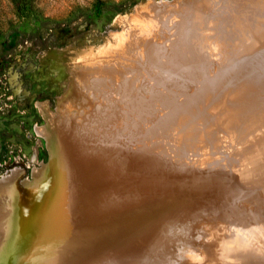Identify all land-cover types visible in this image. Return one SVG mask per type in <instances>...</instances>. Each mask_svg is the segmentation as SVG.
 I'll list each match as a JSON object with an SVG mask.
<instances>
[{
  "label": "rangeland",
  "instance_id": "obj_1",
  "mask_svg": "<svg viewBox=\"0 0 264 264\" xmlns=\"http://www.w3.org/2000/svg\"><path fill=\"white\" fill-rule=\"evenodd\" d=\"M132 42L148 56L146 63L127 71L132 77L129 89L132 82L140 88L154 78L166 79L158 68L165 63V55L192 58L181 75L167 74L162 94H143L141 117L120 94L124 88L118 81L122 75L117 64L110 65L116 70L108 68L106 74L99 66L118 59L120 67L133 62ZM263 60L264 0H0V264H19L24 258L26 263L20 264L85 260L84 264L98 255L103 244L108 245L100 257L105 262L111 258L112 264H164L159 251L147 249L152 238L146 235L157 233V221L177 219L189 210L205 224L190 236L196 243L206 242L205 233L212 224L231 234L246 233L256 241L251 245L258 247L264 237V176L252 185H238L235 180L240 158L264 146V81L249 86L257 92L253 102L259 106L246 119L256 124L242 130L250 128L243 141H233L234 134H223L220 141L210 135L211 142L220 146L213 152L206 132L227 110V93L236 91L239 78L249 68L264 71ZM82 66L92 70L99 66L102 72L97 75L101 82L106 80L91 88L90 94L79 92L82 84H91L82 75ZM111 101L122 109H116L103 134L91 138L93 159L87 162L81 150L86 127ZM62 119L75 131L70 143L66 136L61 140ZM131 119H138L137 123ZM126 126L135 128V134H129V129L126 133ZM253 140H257L255 149L246 150ZM54 152L58 181L40 202L32 193L49 184ZM63 182L73 185L67 192L65 212ZM111 192L119 197L116 204L106 201V193ZM52 200L56 202L54 217L35 215L38 201L47 207ZM20 201L27 205V213L17 220ZM46 221L55 229L51 238L38 231ZM83 229L89 233L81 235ZM16 236L23 237L27 246L19 254L11 246ZM214 236L213 232L208 238L213 243ZM197 246L194 263H188L187 255L189 259L178 264H201L208 254L204 244ZM224 246L215 248V253H223ZM71 257L77 259L72 262ZM131 257L136 263L127 261ZM239 258L225 257V261L240 264Z\"/></svg>",
  "mask_w": 264,
  "mask_h": 264
},
{
  "label": "bare ground",
  "instance_id": "obj_2",
  "mask_svg": "<svg viewBox=\"0 0 264 264\" xmlns=\"http://www.w3.org/2000/svg\"><path fill=\"white\" fill-rule=\"evenodd\" d=\"M151 23V22H150ZM149 27V26H148ZM148 32H146L147 34L149 33V30L151 31V27L150 29H147ZM146 30V31H147ZM152 33V32H151ZM153 34V33H152ZM155 34V33H154ZM140 35V34H139ZM145 36V35H144ZM138 37V35H137ZM140 37V36H139ZM138 37V38H139ZM152 37V36H151ZM134 38H136L134 36ZM146 39V38H145ZM147 39H149V37H147ZM138 40V39H136ZM141 40H143V38H141ZM150 40V39H149ZM154 40L156 41L157 39H153V43H154ZM142 42V41H141ZM152 43V44H153ZM157 43V41L155 42ZM144 44V43H143ZM150 43V45H152ZM132 45H133V42H132ZM148 45V44H147ZM156 45V44H154ZM141 46V45H140ZM132 47V46H131ZM145 47H146V43H145ZM149 47V46H147ZM142 48V47H141ZM151 48V47H150ZM139 49V46L137 44H134L133 45V51L134 53L132 54V59H133V62H129L128 64H124L123 67H120L122 65L121 62H119L120 60L118 59L117 61H108L107 62H101L99 66H101V68H104L102 69L104 71V74H106L109 69L108 68H113L115 69L114 67L110 66L112 64H117L116 66V69L119 73H121V80H118L121 84V86L124 88L122 89V96L123 98L126 100V101H129V105L131 103L132 107L131 109H134V110H137V116L136 117H141L142 116V111H143V101H144V98H143V94L148 91L149 94L153 93L154 96H158L159 94H162V91L164 92V88L162 89V86H165V82L166 80L169 79L168 75L171 74L173 76L175 75H181V72H182V68L183 67H186L189 65V63L191 62L192 58H188V55L187 54H184V57L185 59L182 60V59H179V58H176L178 56H171L169 55H165V63H161L160 65L159 64H156V66H158L159 70H161V72L163 73L164 76H166V79H157V78H154V82L148 84V83H143V85L138 88L136 85H134V82H132V88H127L128 85H130L131 83V80H132V77L131 75L129 74H126L127 71L131 70V68H134L135 65L139 64V63H146L147 61V57L145 58V56L148 54H145L143 55L140 51H137ZM144 49V48H143ZM140 50V49H139ZM127 50H125L124 52L126 53ZM143 51V50H142ZM146 51V50H144ZM237 51V50H236ZM147 52V51H146ZM124 53V54H125ZM145 53V52H144ZM148 53V52H147ZM158 57H161V54L159 52L156 53ZM120 56V55H119ZM118 57V56H117ZM150 59V58H149ZM161 61V60H160ZM119 62V63H118ZM155 63V62H153ZM264 63V60L262 61L261 64ZM97 64V63H96ZM99 66L97 67V70H92V68H87V66H82L80 68V70L82 71V75H84L85 79H89L91 81V84H82L80 86V90L79 92L81 93V95L86 91L87 93L90 94L89 90L91 88H95L96 86L98 87V85L100 83H104V82H101L103 81L101 79V77L99 78V75L97 74H100L101 75V72L102 71H98L100 68ZM146 66V64H144V67ZM245 66V65H244ZM95 67V66H94ZM142 67V66H140ZM96 68V67H95ZM93 68V69H95ZM99 68V69H98ZM137 70L139 69L138 66L136 67ZM115 69V70H116ZM135 69V68H134ZM144 69V68H143ZM101 70V69H100ZM136 70V69H135ZM145 70V69H144ZM187 70V68H186ZM98 72V73H97ZM110 72V71H109ZM112 72V71H111ZM148 71H146L147 73ZM137 73V72H135ZM134 73V74H135ZM150 74V72H149ZM168 74V75H167ZM111 75V74H110ZM110 75H109V78H110ZM145 75V74H144ZM147 75V74H146ZM153 75V74H152ZM103 76V75H102ZM108 76V74H107ZM156 76V75H155ZM163 76V77H164ZM105 77V76H104ZM112 77V76H111ZM146 79V77H143ZM143 78H142V81H143ZM173 78V77H171ZM106 79V78H105ZM112 79V78H111ZM150 79V78H149ZM148 79V80H149ZM240 79V82L241 84L238 85V88L236 89L235 92H232V91H229L226 95V98L224 101L227 102V110L225 112L222 113V115L219 117L217 123L212 127V129L210 131H207L206 132V137H208V149L210 151H216V148L220 147V146H215L211 140L209 138L210 135H215L214 139L213 140H217V141H220L222 139V136L223 134H227L229 137H232L233 134L234 136L232 137V140L233 141H243V139L248 136L247 133L249 132L250 128L248 130H244L242 131L246 126H250V124H256V122H252L251 120H246V119H249L251 118L254 113H257L258 111H256L258 109V106L259 105H256L253 101L255 100V98L257 97V92L256 91H253V89H250L249 86L251 85H258L259 83L262 84V82L264 81V71H260V70H252V69H248L247 73L245 75H243ZM84 80V79H83ZM108 80V78H107ZM147 80V81H148ZM146 81V82H147ZM152 81V80H151ZM201 81V80H200ZM86 82V81H85ZM108 82V81H107ZM139 82V81H138ZM137 82V83H138ZM150 82V81H148ZM90 83V82H89ZM110 83V82H108ZM200 83V82H199ZM118 84V82H117ZM141 84V83H140ZM105 85V84H104ZM109 85V84H108ZM114 85V84H112ZM102 86V85H101ZM111 86V84L109 85ZM115 86V85H114ZM120 86V85H119ZM135 86V87H134ZM113 87V86H112ZM111 87V88H112ZM261 87V86H260ZM83 88H86V89H83ZM116 88V87H114ZM98 90V89H97ZM132 90V91H130ZM133 90H136V91H133ZM95 91V90H94ZM97 92V91H96ZM98 94V93H96ZM95 94V95H96ZM115 94V93H114ZM94 95V97H95ZM113 95V94H112ZM90 96V95H89ZM117 97V96H116ZM121 99H123L121 96H120ZM119 99V98H118ZM123 101V100H121ZM122 103V102H121ZM120 103V104H121ZM125 103V102H124ZM127 104V105H128ZM125 105V104H124ZM128 105L129 107V110L131 111L130 109V106ZM126 107V106H125ZM117 108H121V106H119V104L115 101H111L110 104H107V106H105L104 110H101L98 114H97V117L95 120H93V122H95L94 124H89L87 127H86V134L83 136V142L85 145H83L81 147V150H82V153L84 154V159L89 162V159L90 158L91 160L93 159L92 158V148H93V144L91 143V138L92 137H95V136H100L101 134L104 133V128H105V125H107V123L109 122L110 123V119L113 117L114 113L116 114V109ZM260 108H262V104L260 103ZM124 110V109H123ZM128 109L125 110V112L127 111ZM256 111V112H255ZM123 113V112H121ZM129 113V112H128ZM124 114H127V113H124ZM132 114V113H131ZM263 114L259 115L262 116ZM129 117V115H127ZM127 117V118H128ZM133 117V116H132ZM120 118V117H119ZM131 118V117H130ZM134 118V117H133ZM132 118V119H133ZM255 118H258V117H255ZM49 119V118H48ZM129 119V118H128ZM131 119V120H132ZM139 119V118H138ZM137 119V120H138ZM58 120V119H57ZM61 120V118L59 119V121ZM137 120H132L133 122L137 121ZM125 121V120H124ZM65 120L62 119L61 123V128H60V134H61V140L63 139V136H66L65 139L68 141V143H70L71 139L73 140L74 139V136H75V131L73 129H69L67 124H65ZM113 122V121H112ZM139 122V121H138ZM123 123V122H122ZM137 123V122H135ZM135 123H134V126L135 127ZM59 124V123H58ZM126 124V123H125ZM59 126V125H58ZM113 126V125H112ZM125 126V125H124ZM164 126V125H163ZM180 127V126H179ZM256 127H254L251 131L253 132L254 129ZM40 129V128H39ZM127 126H126V133L127 132ZM135 129V128H134ZM134 129L130 130L129 129V134L130 131L132 132ZM138 129V128H137ZM136 129V130H137ZM188 129V128H187ZM125 130V129H124ZM40 131V130H39ZM242 131V132H241ZM124 132V131H123ZM136 131H133L132 133L135 134ZM137 132H142V131H137ZM241 132V133H240ZM116 133V132H115ZM196 133V132H195ZM133 134V136H134ZM142 134V133H141ZM107 135V134H106ZM116 135V134H115ZM122 135V134H120ZM149 135V134H148ZM194 135V134H193ZM250 135V134H249ZM139 136V135H138ZM144 136V135H143ZM142 136V137H143ZM113 137V136H112ZM123 137V136H122ZM71 138V139H70ZM97 138V137H96ZM95 138V139H96ZM106 138V137H105ZM111 138V137H109ZM120 138V137H119ZM134 138V137H133ZM136 138V137H135ZM134 138V139H135ZM57 139V137H56ZM122 139V138H120ZM143 139V138H142ZM130 140V139H129ZM141 139H139L140 141ZM59 141V140H58ZM105 141V140H104ZM126 141V140H124ZM131 141V140H130ZM133 141V140H132ZM142 141V140H141ZM140 141V142H141ZM107 142H108V139H107ZM134 142V141H133ZM132 142V143H133ZM257 140H253L252 143H248L246 146H248L246 148V150H254L255 147L254 145L256 144ZM58 143V142H57ZM96 143V142H95ZM105 143V142H104ZM121 143V142H120ZM125 143V142H124ZM130 143V142H129ZM116 145V143H114ZM123 144V143H122ZM106 145V144H105ZM112 145V143L110 144ZM120 145V144H119ZM128 145V143H127ZM117 146V145H116ZM58 147V145H57ZM69 147V146H68ZM99 147V145H98ZM97 147V148H98ZM112 147V146H111ZM115 147V146H114ZM130 148L132 146H129ZM60 148V147H59ZM129 148V149H130ZM134 148V147H132ZM131 148V150H132ZM206 148V147H205ZM95 149V148H94ZM93 149V150H94ZM113 149V148H112ZM128 150V149H127ZM135 150V149H134ZM137 150V149H136ZM135 150V152H136ZM208 150V151H209ZM96 151V150H95ZM112 151V150H111ZM115 151V150H114ZM129 151V150H128ZM128 151H126L128 153ZM242 151V149H241ZM125 152V151H124ZM125 152V154H126ZM134 152V151H133ZM123 153V152H122ZM120 153V154H122ZM57 153H53V155L51 156V170L49 172V175L48 177L50 178V181H49V184L46 185V187H43V188H40L39 190H37L36 192H34V194L32 193V197L35 198V199H38L40 200V202L43 201L44 198L47 197V195L45 194L46 192H49L51 190L52 187H54V184L55 182L58 181V176L56 177V174H55V167H56V163H57V156L55 155ZM96 154V153H95ZM124 154V155H125ZM123 155V156H124ZM95 158V156H93ZM96 160V159H95ZM239 163L241 164V169H240V173L237 175L236 177V182L238 185H244V184H254L255 182L259 181L261 179V177L264 176V146H262L260 148V152L256 153V154H253L249 151H247L241 158H240V161ZM46 165V164H45ZM114 170V168H113ZM116 170H114L113 172H115ZM65 175V174H64ZM7 180V179H6ZM5 180V181H6ZM10 180V179H8ZM65 180V178H64ZM15 184V183H14ZM73 186L71 182H68V185L65 184V182H63V188L60 190L62 192V195H63V203H62V207H63V210L65 212V201L68 200L66 197H67V192H69V187ZM261 187V185H260ZM264 187V186H263ZM244 188V187H243ZM53 189V188H52ZM56 189V188H55ZM242 189V187H241ZM49 190V191H48ZM254 191H256V189H254ZM45 192V193H44ZM260 192V191H259ZM108 194V195H107ZM107 195V203L110 204V203H117L116 200L119 198L118 195L116 193H106ZM251 195V194H250ZM155 196V195H154ZM11 198V197H10ZM262 198V197H261ZM247 199V198H246ZM29 200V199H28ZM141 200V199H140ZM244 200V199H243ZM11 201V200H10ZM24 201H20L17 203V211H18V215L19 219H21L20 215L22 213L26 214V204L25 202H28L27 200L23 203ZM40 202L38 201V203L36 204V206L34 207L35 210H36V213L35 215H44L45 217H54L55 216V207H56V202L55 201H51V204L47 207H44L42 204H40ZM120 202V201H118ZM257 202V201H255ZM7 203V202H6ZM136 205V204H135ZM139 205V204H138ZM32 211V210H31ZM33 212V211H32ZM72 213V212H71ZM67 218L68 219H71L73 218V216H70L68 213H65ZM23 216V215H22ZM181 217L177 218V219H174V218H166V220H163L164 223L160 222L159 221V224H158V221L156 222L157 223V226H156V232L155 234L154 233V230L151 232L154 236L151 237V233H149V235L151 236H147L146 237L148 238H152L148 243H146L147 245V249L151 252V251H154V252H157L159 251V256H160V259L162 258L161 262L164 263V264H171V263H179L180 261H182L183 259L185 260H188L189 258H187V255L190 256L191 260L188 261V263H194L195 260L193 259H196V257L198 256V252H195V250L197 249V245L198 244H201L206 247L205 249V252L204 254H208L207 257H204V259L202 261H200L201 264H208V261L210 259L213 260V264H231V263H226L225 261V257H232V258H240L242 260V263L240 264H264V237L258 241V247H253L251 245L250 242L252 243H256V241L254 240V237L248 239V236L245 234H241L239 235L238 233H235V234H231L229 233L228 230H219L222 228V226L220 227H214L212 226L211 224V227L209 228V230L206 231L205 234H208L207 236V240L206 242H204L205 240H200L199 242H195L193 241L192 238H190V236H195V229L199 226H202V225H205L203 222H199V220L196 218V216H194V214H192L189 210L188 213L186 214H181L180 215ZM26 216L24 215L23 218H25ZM72 221V220H71ZM96 220H93V222H95ZM81 222V221H79ZM98 222V220H97ZM1 223V222H0ZM72 223V222H71ZM85 223H88V222H85ZM84 223V224H85ZM91 223V222H89ZM155 223V224H156ZM83 224V222H82ZM263 224H264V218H263ZM1 225V224H0ZM43 229H40L38 230L39 233H42L44 232L46 234V237L47 238H51L52 237V231H54V227L51 225V222H47L43 225ZM92 227V226H91ZM155 227V226H154ZM206 228V226H204ZM214 227V228H213ZM6 228V226L4 227L3 226V229ZM264 228V227H263ZM54 229V230H53ZM91 229V228H90ZM241 229L243 230L244 227H241ZM2 230V229H1ZM33 230L34 229V226H33ZM218 232V235L216 234V232ZM263 231V230H262ZM36 232V231H35ZM213 232L215 233V236H214V240L215 242L213 243V240L211 239H208L210 238L211 234L213 235ZM79 233L81 235H87L89 233V230H81V232L79 231ZM37 236L38 234L35 233ZM1 235V234H0ZM91 235V234H90ZM93 236V235H92ZM54 237V236H53ZM247 239H244L246 238ZM14 238H17L14 237ZM23 237H18L17 238V241L14 245H11L13 247V251H15L16 249L18 250V254H19V250L21 249V247H27L26 244H25V241L22 239ZM105 238V237H104ZM148 238V240H149ZM33 240V239H32ZM247 241V242H246ZM255 241V242H254ZM147 242V240H146ZM14 243V242H13ZM108 243V240L107 242ZM207 243V245H205ZM229 244V245H226ZM250 243V244H249ZM88 244V243H87ZM101 245V244H100ZM99 245V246H100ZM106 245V244H105ZM105 245L103 244L102 246H104L103 249L100 250V252L98 253L97 256H93L91 258H89L84 264H112L111 261L112 259L110 257L107 256V258H110V259H107L108 262H105L106 260L105 259H102L100 258L102 255H104V253L106 252V249L108 248V245L105 247ZM224 246V251L223 253H215V248H217L218 246ZM86 248V247H85ZM92 248V247H91ZM12 249V248H11ZM70 249V248H69ZM76 249V248H75ZM84 249V248H83ZM81 249V250H83ZM88 248L84 249L85 251H87ZM137 249V248H136ZM146 249V250H147ZM25 250V249H24ZM78 250V249H76ZM76 250H73V251H76ZM138 250V249H137ZM144 250V249H143ZM12 251V252H13ZM71 251V250H70ZM79 251V250H78ZM89 253H92L90 252V250H88ZM204 251V250H203ZM26 252V251H25ZM77 252V251H76ZM80 252V251H79ZM144 252V251H143ZM70 253V252H69ZM188 253V254H187ZM15 254V253H14ZM24 254V252H23ZM158 254V252H157ZM202 255H204L203 253H200ZM66 255V254H65ZM73 255V254H72ZM81 255V254H80ZM86 255V254H85ZM156 255V254H155ZM22 256V255H21ZM90 256V255H89ZM154 256V255H153ZM75 257H78L76 256V253H75ZM73 257V258H75ZM83 256H81L82 258ZM156 257V256H155ZM163 257H166L163 258ZM19 258V257H18ZM87 258V257H86ZM54 259V258H52ZM68 259V258H67ZM66 259V260H67ZM77 259V258H76ZM76 259H73V260H76ZM85 259V256L84 258ZM83 259H81V261H83ZM94 259H102L103 261H99V260H94ZM25 260V258L18 262L19 264L22 263L23 261ZM56 260V259H55ZM71 260H72V257H71ZM72 260V262H73ZM47 261V260H46ZM70 261V260H69ZM68 261V263H70ZM80 261V260H78ZM77 261V262H78ZM85 261V260H84ZM83 261V262H84ZM127 261H130L131 263H136V259L134 257H131V258H128ZM140 261V260H139ZM48 262V261H47ZM82 262V263H83ZM234 262V261H233ZM240 262V261H239ZM239 262H234L233 264H239ZM25 263H26V260H25ZM29 263L31 264L32 262L29 261ZM61 263V261H60ZM76 263V262H75ZM81 262H79V264H82ZM187 263V264H188ZM34 264V263H33ZM51 264V263H50ZM67 264V263H66ZM77 264V263H76ZM127 264V263H126Z\"/></svg>",
  "mask_w": 264,
  "mask_h": 264
}]
</instances>
